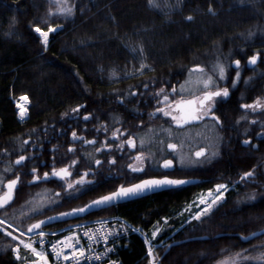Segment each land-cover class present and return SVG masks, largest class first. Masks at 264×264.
Returning <instances> with one entry per match:
<instances>
[{"label": "trees", "instance_id": "obj_1", "mask_svg": "<svg viewBox=\"0 0 264 264\" xmlns=\"http://www.w3.org/2000/svg\"><path fill=\"white\" fill-rule=\"evenodd\" d=\"M157 3L158 8L148 0H70L72 13L65 15L50 11L46 0H0V163L19 154L30 157L37 152L35 146L43 148L44 157L54 154L44 145L55 134L53 126L63 129L69 124L79 130L84 114L90 116L87 126L100 124L101 128L125 129L138 121L157 123L159 117L154 114L160 89L166 94L190 67L264 38V0ZM34 26L55 28L47 47ZM253 29L254 34H249ZM141 64L146 66L143 70ZM22 95L28 103L27 114L20 119L13 100ZM77 106L78 113H73ZM258 145L249 153L223 156L203 168L178 170L180 176L200 177L197 183L160 190L47 227L119 215L150 236L162 217L171 216L153 238L159 243L152 248L158 264H216L226 258L232 259L227 264H264V233L246 241L239 236L264 227V172L258 165L264 159V140ZM65 153L69 157L63 163L76 161L75 154ZM245 172L252 175L241 179ZM28 177H22L12 207L29 195L33 185H25ZM228 177L239 182L206 215L183 225L172 217L197 190ZM81 198L68 196L61 207L78 205ZM3 218L22 229L32 221H17L6 214ZM0 226L8 230L0 227V264H16L12 247L18 243L13 239L18 234ZM200 235L206 238L171 245L162 254L169 242ZM118 257L120 264L149 263L146 246L137 234L120 244Z\"/></svg>", "mask_w": 264, "mask_h": 264}, {"label": "flooded vegetation", "instance_id": "obj_2", "mask_svg": "<svg viewBox=\"0 0 264 264\" xmlns=\"http://www.w3.org/2000/svg\"><path fill=\"white\" fill-rule=\"evenodd\" d=\"M245 46H251L248 48L250 52H245ZM257 54V63L255 65L250 64L248 62L249 57ZM235 60H240L239 68L235 65ZM217 63L225 66L223 79L220 78L218 70L214 71V66ZM192 69L202 72V87L193 83L189 86H183L189 71ZM237 71L240 72L239 79L236 77ZM209 76L212 77V82L210 87L205 88L203 82ZM234 80H236L235 86L233 85ZM223 88L229 90V95L227 97H215L212 102V113L219 118V123L213 118V114L199 120L190 118L191 115H195L199 111V101L203 99L205 91H217ZM173 89H175L174 93ZM166 94L169 95V101L172 102L168 110L172 115L177 116L178 120L181 121L180 123L174 121L171 115L165 116L163 112H156L154 115L159 117V122L142 124L141 121H138L136 126L125 129L116 126L110 129L105 125L101 128L100 124L87 126L86 120L83 119L86 114L81 117L82 124L79 130L71 129L69 124L63 129L53 126L54 130L51 131L55 134H51L44 141V145L48 144L46 149L54 154L44 157L41 153L43 148L35 146L33 149H37V152L31 154L30 157L19 154L14 156L12 160L1 161L0 173L6 175L4 174L3 182L0 185V195L6 192L5 184L7 181L19 176V181L13 190L14 199L16 189L22 186V177L29 175L25 181L26 186L33 185L31 190L29 189V195L36 190L43 189L46 193H51L59 202L54 208L46 209L25 219L33 222L51 213L74 207H61L63 200L68 196L80 195L82 200L79 201L82 202H77L78 205H75L79 206L96 196L113 191L121 185L127 186L148 177H189L180 176L178 170L188 171L203 168L223 156H234L239 151L249 153L251 149H257L258 143L264 140V38L258 37L253 39L251 43H242L237 51L228 57L222 58L220 55H214L211 59L203 60L200 64L190 67L184 77ZM257 99L262 105L261 108L246 109L242 107L245 104H253ZM162 100L163 97L159 96V101ZM180 101L185 103L181 108H175V103ZM158 104V107H165L163 103ZM150 128L157 130L172 129V134L162 137V140L154 146L153 152L147 151L140 140L141 134L144 132L145 136ZM73 131L82 139L73 141ZM181 135L182 141L178 139ZM129 138L134 141V147L128 146ZM85 140L94 141V143H85ZM245 140L249 143H243ZM121 144L123 147H118ZM169 144H174L176 147L174 149L169 148ZM70 147L73 149L70 153L77 156L76 165L73 164L75 159L63 163L65 156L69 157L65 150L67 151ZM97 148H100L99 152L96 151ZM201 150H203V155L197 157L196 153ZM180 152L197 159L207 158V162L202 166H198L196 163L183 162L179 157ZM138 154L142 157L139 160L136 159ZM20 156H25L26 159L21 164H16L15 161ZM113 159L115 160L114 164L108 163L109 160ZM27 160L29 162L25 164ZM96 160H100L101 165H97ZM166 160L172 161L171 167H164ZM129 164L132 165V168L142 169V171H133L132 168L128 167ZM258 165L260 171L264 172V159L261 165L260 163ZM65 167L71 175L64 179L52 175L54 168L59 170ZM33 168H36L35 175L40 179H33ZM45 172L49 173L47 178L44 177ZM86 172L88 175L85 176V181L93 182L87 185L91 190H84V186L75 184V181H78ZM197 178L199 179L197 182H199L200 177ZM238 182V179L228 177L227 181L214 183L212 187L216 188L217 184L227 186L226 191L222 190L223 200L224 194ZM69 184H72L73 187L69 188ZM205 189L207 188L197 190L190 201L198 199L200 193ZM93 193L96 195H92ZM29 195L23 202L28 199ZM89 195L91 196L88 197ZM13 199L7 205L0 207V217L6 213H9L8 215L11 217L10 212L20 205L12 207Z\"/></svg>", "mask_w": 264, "mask_h": 264}, {"label": "snow or ice", "instance_id": "obj_3", "mask_svg": "<svg viewBox=\"0 0 264 264\" xmlns=\"http://www.w3.org/2000/svg\"><path fill=\"white\" fill-rule=\"evenodd\" d=\"M61 2L64 3L65 6L58 7L57 11L60 14L70 15L72 13V7L67 6V0H61ZM148 2L150 4V6L157 7V8L159 7V4L157 3V0H148ZM208 10H209V12H213V9L211 7H209ZM186 19L191 20L192 17L188 16V17H186ZM34 31L39 34L41 42L45 45V47H47V44L49 42V33L54 32L55 28L52 27V26H49L47 31H44L39 26H34ZM257 59H258V54L257 55H252V56L249 57V61L248 62L250 64H252V65H255L257 63ZM234 63L237 66V68H239L240 60H235ZM145 67L146 66L144 64H141L140 70H143ZM197 68H198V66H197ZM216 70H218L220 78L223 79L224 75H225V66L223 64L217 63L214 66V71H216ZM236 77H237V79H239V77H240V72L239 71H237ZM211 82H212V77L209 76L208 79L203 82L204 83V87L205 88L210 87ZM235 84H236V80L233 81V85L234 86H235ZM145 87H147V85H145ZM174 92H175V89H173V93ZM132 95H135V93H132ZM156 95L163 97V100L162 101H158V103H163L165 105V107H163V108L158 107L156 109V112H163V114L165 116L171 115L172 119L174 121H177V123H180L181 121L178 120L177 116L176 115H172V113L168 110L169 106L172 105V102L169 101V95L168 94H164V90L163 89H160L156 93ZM228 95H229V90L227 88H223V89H220V90H217V91H205L204 95H203V99H201L199 101V111L195 115H191L190 118L191 119H195V120H199V119H203L205 116H207L209 114H213L212 113V108H213L212 102H213L214 98L215 97H219V96L227 97ZM25 99H26V97H25ZM184 103L185 102H183V101L176 102L174 106H175V108L179 109V108L182 107V105ZM189 103H191V102H189ZM79 107L80 106H77V108L72 109V112L73 113H78ZM242 107H244L246 109L247 108L256 109V108H261L262 105L259 102V99H257V101H255L253 104H245ZM24 113H25V109L21 108L20 109L21 118H23ZM213 118L217 120V123H219V118L215 117L214 114H213ZM83 119L84 120H88L89 119V115L86 114ZM72 138H73V141L82 139L81 137L77 136V133L75 131L72 132ZM84 142L85 143H94V141H87V140H85ZM25 143H27V141H25ZM127 143H128L129 147H134L135 146L134 145V141L131 138H129ZM243 143L248 144L249 141L245 140ZM108 146H110V145H108ZM118 147H123V145L122 144L118 145ZM168 147L174 149L176 146L174 144H169ZM68 150H69V152L73 151V149L71 147ZM96 151L99 152L100 148H97ZM201 155H203V150H201L200 152L196 153L197 157H199ZM141 158L142 157H141L140 154H138L137 157H136L137 160H139ZM25 159H26L25 156H20L15 161V163L16 164H21L23 161H25ZM75 163H76V161H73V164H75ZM95 163L97 165H101L102 162L100 160H96ZM108 163L114 164L115 160L114 159L113 160H109ZM171 166H172V161L171 160H166L164 162V167H171ZM128 167L132 168V165L129 164ZM132 170L133 171H142V169H137V168H132ZM32 173H33V179L34 180L40 179V177L35 175L36 168L32 169ZM52 175L56 176V177H59L60 179H64L65 177L71 175V173L67 170V167L61 168L59 170H56L54 168L53 172H52ZM86 175H88L87 172L84 175H82L79 178L78 181H75V184L78 185V186H84V190H91L90 188L87 187V185H90L93 182L85 181V176ZM251 175H252L251 172H245L243 174V177H241V179H244L245 177H249ZM48 176H49V173L45 172L44 173V177L47 178ZM18 181H19V176H17L16 179H11V180L7 181V183L5 184V188L7 189V191L4 192L2 195H0V207H3L5 205H7L9 203V201H11L13 199V190L15 189ZM185 182L186 181H184V180L170 179V178L165 176L162 179H155L154 178V179L142 180V181H140L137 184H132V185L127 186V187L121 185L115 191H111L107 195L100 196L97 199L92 200L89 203L85 204L83 207L73 208V209H71L70 212L61 213L60 215H71L72 213H76V212H84V211H86L89 208L105 207V206L111 205L115 201L127 199L128 197H131V196H136L139 193L144 192L146 190H150L152 188H157V187H161V186H164V185H181V184H183ZM68 187L72 188L73 185L69 184ZM216 188H217L219 194L216 196L215 200H213L211 203H207L204 208L199 209L195 213V216H194L195 219L199 220L202 215H206L215 206V204L218 201L221 200V198L223 197V191L227 190V186L225 184H217ZM221 190H223V191H221ZM201 203L204 204L206 202L204 200H201ZM49 219H51V217H49ZM0 223H3V222L0 221ZM42 223H43V221H39L36 224L30 225L29 228H28V231L31 232L33 229H39L41 227ZM9 227H11V225H9ZM97 231L100 232V235L102 236V238L105 241L108 240L109 235H112L111 232L105 233L103 229H99ZM159 231H160V229L157 228L156 231H154L152 233V236L156 237V235H157V233ZM7 234L10 235V236L12 235L11 232H9ZM39 235L41 237H43L44 236L43 231H41L39 233ZM85 235H88V233H85ZM88 238H89V240L94 239L93 236H89ZM13 239H15V237H13ZM245 239H246V237H245ZM66 240H67V238H66ZM77 243H78V241H77ZM66 246H68V245H66ZM24 247L30 249L33 254L39 256L44 261V264H47L46 257L44 256V254L42 252H37L36 248L33 247L32 244L26 243V244H24ZM72 247L74 249V254L72 255L71 258L75 261V264H80V260L81 259H87L88 261H92V260L101 261L102 256L108 255V252L111 251V249H105V251L102 254H97L95 256H90V257H85V254H84L83 250L75 249V246H72ZM13 251H17V250L13 249ZM53 251H56L55 246H53ZM76 252H78L79 255H76L75 254ZM56 254L58 256H60V255H63V252L62 251L61 252H57ZM148 256L151 258L149 260V264H158V260L153 256L152 247L148 248ZM19 258H20L19 254L17 253V259H19ZM64 259L65 260L69 259V256L64 255ZM109 264H116V262L115 261H109Z\"/></svg>", "mask_w": 264, "mask_h": 264}, {"label": "built area", "instance_id": "obj_4", "mask_svg": "<svg viewBox=\"0 0 264 264\" xmlns=\"http://www.w3.org/2000/svg\"><path fill=\"white\" fill-rule=\"evenodd\" d=\"M18 105L19 110L21 108L25 109L20 101ZM99 229H103L105 233H112L107 241L97 231ZM41 231L44 233L43 237L39 235ZM85 233H88V235H85ZM22 234L25 236V240L16 248L17 251L14 254V260L17 264H44V261L39 256L24 247L26 243L32 244L37 252H42L46 257L47 264H75V261L71 258L74 254L72 246H75V249L83 250L85 257L102 254L105 249H111L108 255L102 256L101 261L81 259L80 264H109V261H115L116 264H120L121 261L118 257L119 246L130 235H139L143 238L147 247L151 244L150 240L147 241L137 227L120 216L71 223L57 229L41 228L31 232L25 231ZM89 236H93L94 239L89 240ZM53 246H55L56 251H53ZM61 251L63 255L58 256L56 253ZM17 253L19 254V259H17ZM75 254L79 255L78 252ZM64 255L69 256V259L65 260Z\"/></svg>", "mask_w": 264, "mask_h": 264}, {"label": "rangeland", "instance_id": "obj_5", "mask_svg": "<svg viewBox=\"0 0 264 264\" xmlns=\"http://www.w3.org/2000/svg\"><path fill=\"white\" fill-rule=\"evenodd\" d=\"M46 2L48 3V9L54 13H59L57 11L58 7L65 6L64 3L61 2V0H46ZM67 6H70V0H67ZM44 31H47V30H44ZM254 31H255L254 29L251 30L249 32V34L253 35ZM37 35L39 36L38 33H37ZM44 47H45V45H44ZM232 51L233 50L230 49L227 52L222 53L220 55V57H222V58L228 57L232 54ZM201 75H202L201 71L192 69L191 71H189V73L187 75V79L184 82L185 84L183 83L184 84L183 86H187V85L189 86V84L191 85L193 83L194 85H199L200 87H202L203 84L201 85V78H202ZM143 133L140 136V140L142 141L143 146L147 149V151L153 152L154 146L162 140V137H166L168 134H172V129L162 128L160 130H157L154 128H150L147 131V134L145 133V136ZM178 139L180 141H182V139H183L182 135ZM214 150H215V148H214ZM179 157L181 158V160L183 162L196 163L198 166H202V165L206 164V162H207V158L197 159V158H194V157L190 156L189 154H185L183 152L179 153ZM4 174L0 173V185L2 184L4 176L6 175V174L5 175ZM214 191H217V192L215 193ZM218 194H219V192L217 189H215V190L213 189V191H211L210 193H204L203 196L200 197V201H194V202L182 205L181 210L179 212H177L176 215H173V217L178 218L177 221L180 225H183L184 223H187V222L195 219L194 218L195 213L199 209L204 208L207 203H211L213 200H215V198ZM201 200H204L206 203L202 204ZM77 202H80V201H77ZM58 203H59L58 200L55 199L51 193H46L43 189H40V190H36L33 193H31L25 202H23L22 204H20L18 207L14 208L10 212V215H11V218H13L17 221H23L30 216H33L37 213H40L41 211L54 208ZM196 203H198V205L194 206ZM8 214L9 213H6V215H8ZM163 219H165V218L163 217L161 219V223L158 226H156L153 230H151L149 237L152 240H153V238H155L152 236V233L154 231H156L157 228L160 230H162L164 228L166 221H163ZM0 221L3 222L2 223L3 225H6V226L11 225V228L13 230H15V232L18 234V236L15 237L18 241L17 245L24 242L23 234H20V232H19V231H24V229L18 227L17 225H15L14 223L8 221L7 219H5L3 217H0ZM0 227H2V226H0ZM2 230L8 232V230L5 229L4 227H2ZM15 246H16V244L14 245L13 249H15ZM150 247L153 248L152 245ZM230 262H232V259L226 258L224 260L219 261L216 264H227Z\"/></svg>", "mask_w": 264, "mask_h": 264}, {"label": "water", "instance_id": "obj_6", "mask_svg": "<svg viewBox=\"0 0 264 264\" xmlns=\"http://www.w3.org/2000/svg\"><path fill=\"white\" fill-rule=\"evenodd\" d=\"M165 177V176H164ZM162 179L163 177H148V178H144L142 180H146V179ZM170 178V177H168ZM170 179H179V180H184L186 181L185 183L181 184V185H164V186H161V187H157V188H152L150 190H146L144 192H141L139 193L138 195L136 196H131V197H128L127 199H123V200H119V201H115L113 202L111 205H108V206H105V207H101V208H89L87 209L86 211L84 212H76V213H72L71 215H60L61 213H66V212H70L71 209L73 208H77V207H83L85 204L89 203L90 201L92 200H95L97 199L98 197L100 196H103V195H107L108 193H105V194H102V195H99V196H96L90 200H88L87 202H85L84 204L82 205H79V206H75V207H71L69 209H66V210H61V211H58V212H54V213H51L47 216H44L42 218H39L33 222H31L28 226H27V230L29 228L30 225H33V224H36L37 222L39 221H43V223L41 224V227H45V226H48V225H51V224H54V223H58V222H64V221H70V220H73V219H76V218H80V217H84L86 215H88L89 213L91 212H94V211H98L100 209H103V208H106V207H109V206H112V205H116L118 203H121V202H124V201H127V200H130V199H133V198H137V197H141V196H144V195H147V194H150V193H154V192H157V191H160V190H165V189H169V188H173V187H177V186H183V185H190V184H194L196 183L199 179L197 177H181V178H170ZM142 180H139L135 183H132V184H137L139 183L140 181ZM130 184V185H132ZM130 185H127V186H130ZM125 186V187H127ZM116 190V189H115ZM113 190V191H115ZM7 191V190H6ZM49 217H51V219H49ZM40 227V228H41ZM35 230V229H33ZM264 233V227L260 228V229H257L255 231H252L246 235H239L240 236V239L243 240V241H246V240H249L251 238H254L255 236H258L260 234H263ZM217 235H220V234H216L215 236ZM246 237V239H245ZM199 238H206V235H200V236H193V237H188V238H184V239H180V240H174V241H171L167 244V246L165 247V249L163 250L162 254H164L171 245H174V244H178L180 242H183V241H186V240H191V239H199ZM160 258V257H159ZM159 260V259H158ZM149 264V263H148Z\"/></svg>", "mask_w": 264, "mask_h": 264}, {"label": "bare ground", "instance_id": "obj_7", "mask_svg": "<svg viewBox=\"0 0 264 264\" xmlns=\"http://www.w3.org/2000/svg\"><path fill=\"white\" fill-rule=\"evenodd\" d=\"M24 100H25V97H22V98H21V101H24Z\"/></svg>", "mask_w": 264, "mask_h": 264}]
</instances>
